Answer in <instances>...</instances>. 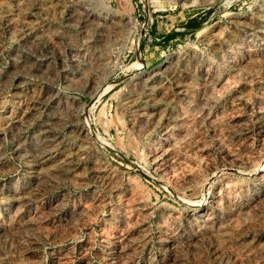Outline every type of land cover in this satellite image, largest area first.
<instances>
[{
    "label": "rangeland",
    "instance_id": "1",
    "mask_svg": "<svg viewBox=\"0 0 264 264\" xmlns=\"http://www.w3.org/2000/svg\"><path fill=\"white\" fill-rule=\"evenodd\" d=\"M0 264H264V0H0Z\"/></svg>",
    "mask_w": 264,
    "mask_h": 264
},
{
    "label": "trees",
    "instance_id": "2",
    "mask_svg": "<svg viewBox=\"0 0 264 264\" xmlns=\"http://www.w3.org/2000/svg\"><path fill=\"white\" fill-rule=\"evenodd\" d=\"M186 24H187V26L194 25L195 24V19L191 20L190 22H187ZM193 27H195V26H193Z\"/></svg>",
    "mask_w": 264,
    "mask_h": 264
},
{
    "label": "bare ground",
    "instance_id": "3",
    "mask_svg": "<svg viewBox=\"0 0 264 264\" xmlns=\"http://www.w3.org/2000/svg\"><path fill=\"white\" fill-rule=\"evenodd\" d=\"M103 88V87H102ZM101 91V88L97 91V93L99 94V92Z\"/></svg>",
    "mask_w": 264,
    "mask_h": 264
}]
</instances>
